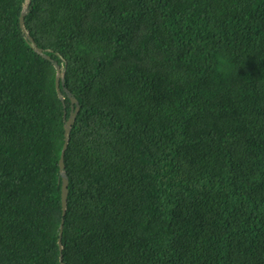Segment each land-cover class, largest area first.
<instances>
[{
    "label": "trees",
    "instance_id": "16d2710c",
    "mask_svg": "<svg viewBox=\"0 0 264 264\" xmlns=\"http://www.w3.org/2000/svg\"><path fill=\"white\" fill-rule=\"evenodd\" d=\"M25 1L0 0V264H264V0H32L65 100Z\"/></svg>",
    "mask_w": 264,
    "mask_h": 264
},
{
    "label": "water",
    "instance_id": "95a60500",
    "mask_svg": "<svg viewBox=\"0 0 264 264\" xmlns=\"http://www.w3.org/2000/svg\"><path fill=\"white\" fill-rule=\"evenodd\" d=\"M31 2H32V0H26L25 1L24 8H23L22 14L20 16V24H21V26H22L25 34H26V38L29 40L30 44L34 47V49L43 57L50 59V60L55 62V66L57 68V76H56L57 91L60 95V98L62 100H65V96L62 93V85L65 86V67L62 66L57 61H55L54 59H52V57L46 53V50H44L42 47L38 46L37 42L34 40L32 35L30 34V32L26 28L25 17L30 10ZM65 90H67V89L65 88ZM69 94H70L69 96H70L71 102H72V111L70 113L69 118H67L65 115V142H64V146H63V150H62L61 159H60V173H61V177H62V208H63L64 216L67 212L68 195H69V178H68V175L66 172L65 154H66V151H67L68 146H69L73 124L75 123L76 117H77L79 110L81 108V105H80L78 99L74 95H72L71 93H69ZM63 228H64V219H63L62 224H61V233H60L61 237L59 238V244H60L61 248H63V244H62ZM61 262H62V264H66L63 260V256L61 258Z\"/></svg>",
    "mask_w": 264,
    "mask_h": 264
}]
</instances>
